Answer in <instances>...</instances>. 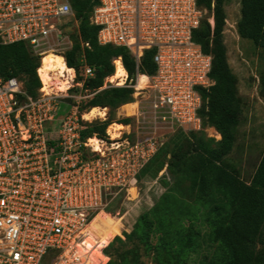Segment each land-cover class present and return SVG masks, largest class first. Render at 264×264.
<instances>
[{
    "label": "built area",
    "instance_id": "obj_1",
    "mask_svg": "<svg viewBox=\"0 0 264 264\" xmlns=\"http://www.w3.org/2000/svg\"><path fill=\"white\" fill-rule=\"evenodd\" d=\"M98 2L90 16L98 44L126 48L136 69L145 51L154 52L155 72L145 75L151 108L184 132L211 128H203L198 110L199 90L214 84L212 56L192 38L207 11L196 0ZM65 17L77 25L70 0H0V44L23 42L40 58L35 97L18 79L0 76V264H107L111 239L98 232L95 219L110 217V201L134 188L159 148L156 140L124 130L112 137V123L104 135L82 138L97 116L86 118L92 108L80 110L86 96L72 92L82 87L76 70L41 67L42 48L61 34L52 20ZM208 21L213 27V17ZM92 75L85 65L84 76ZM109 79L102 88L116 86ZM121 86L136 90L127 72Z\"/></svg>",
    "mask_w": 264,
    "mask_h": 264
},
{
    "label": "trees",
    "instance_id": "obj_2",
    "mask_svg": "<svg viewBox=\"0 0 264 264\" xmlns=\"http://www.w3.org/2000/svg\"><path fill=\"white\" fill-rule=\"evenodd\" d=\"M70 2L74 18L78 22V38L72 47L64 52V57L66 66L76 70V82L82 84L81 89L74 88L72 92L86 96L80 101V110L96 107L114 110L132 103L133 88L127 86L102 88L105 79L114 74L117 77L116 83L121 85L125 81V72L129 82L137 71L141 75H152L155 72L153 50L143 53L136 69L135 59L126 48L98 44L99 27L90 21L92 11L99 3L98 0ZM225 2L226 0H196L197 6L205 9L213 17V27L205 15L199 28L192 35L193 41L212 56L210 78L214 82L211 87L199 90L202 106L198 110V115L203 128L213 127L220 134V139H211L215 142L214 147L201 141L194 145L188 140L177 149L178 151L172 153L167 163V170L173 177L188 182L185 191L190 199L186 201L191 203L193 196L200 198L208 233L201 235L190 229L183 236L161 235L157 236L153 245L151 240L154 225L160 219L153 221L152 214L157 211L159 205H162L160 201L149 212L137 218L132 231L125 235V242L118 237L113 240L121 243L122 247L131 241L145 243L154 250L158 264L167 263L163 257L171 259L172 263L168 264H184L186 252L194 250L195 241L199 243L202 240L220 247L224 254L222 264H264V151L248 182L229 168L224 159L235 142L237 126L242 115L237 79L228 65L223 42ZM237 32L240 37L250 40L264 50V0H240ZM117 58H121V61L116 60ZM39 62V56L23 42L0 44V76L5 80L13 77L18 79L23 83L26 94L32 97L37 96V89L40 86L36 74ZM85 65L93 69L92 76H84ZM261 82L264 85V76ZM123 121L124 124L128 122ZM110 123L108 120H101L87 124L81 131L82 138L93 134L104 135ZM150 169L149 161L140 174L150 176ZM156 170L159 171L157 168ZM131 195L135 197L136 191ZM166 198L167 195L163 196V203ZM119 227L118 225L117 229L115 227L109 229L107 239L120 234ZM161 250H165L164 254ZM105 252L110 258L107 264H138L136 256H133L134 260H129V255L133 254V251L127 249L117 251L114 242L109 244Z\"/></svg>",
    "mask_w": 264,
    "mask_h": 264
},
{
    "label": "rangeland",
    "instance_id": "obj_3",
    "mask_svg": "<svg viewBox=\"0 0 264 264\" xmlns=\"http://www.w3.org/2000/svg\"><path fill=\"white\" fill-rule=\"evenodd\" d=\"M224 12L226 19L222 33L223 42L226 47L228 65L237 79V93L242 112L235 142L224 159L229 168L233 169L242 180L248 182L264 151V85L261 82L264 76V50L250 40L240 37L237 32L240 0H226ZM210 15L209 12L206 13L209 19ZM52 22L56 24L61 34L58 37L52 36L49 44L44 45L42 49L47 50L44 53L53 52L64 55V52L69 50L78 38V22L76 25L71 17H65L60 22L54 19ZM48 47L52 50H48ZM130 82L136 87V75ZM132 97V103L117 109L104 108L106 115L103 118L97 116V119L93 121L108 120L112 124L116 123L109 128L110 130L112 128L118 132L124 130L133 135L134 139L149 137L159 144L158 150L150 158V176L139 174L134 190L117 196L107 206L106 210L110 218L116 220L109 229L112 227L117 229V226H120V234L110 239L114 242L117 251L127 249L135 253V255L134 253L129 255V260H134L133 256H136L138 264H158L154 250L145 243L138 240L131 241L127 242V246L122 247L121 243L113 240L118 237L125 242V235L132 231L137 218L149 212L160 201L162 205H159L157 211L152 214L153 221L160 219L154 225L155 230L151 240L153 245L157 236L161 235L183 236L190 229H194L201 235L208 233L204 224V207L200 198L193 196L191 203L186 201L190 199L185 191L188 182L179 181L173 177L167 170V163L172 153L178 151L177 149L188 140L194 145L201 141L214 147L215 142L211 139L219 140L220 137L214 133L213 127L205 132L193 134L181 132L176 125L151 108L152 91L148 86L139 90L137 87L136 90L133 89ZM123 120L128 122L124 124ZM135 191L136 196L132 197L131 193L135 194ZM166 195L168 198L163 203V196ZM194 246V250L186 252L184 264H222L224 254L218 245L202 240L199 243L195 241ZM161 251L164 254L165 250ZM115 259L118 258L115 257ZM163 260L167 262L166 264L171 262V259L167 257H163Z\"/></svg>",
    "mask_w": 264,
    "mask_h": 264
},
{
    "label": "bare ground",
    "instance_id": "obj_4",
    "mask_svg": "<svg viewBox=\"0 0 264 264\" xmlns=\"http://www.w3.org/2000/svg\"><path fill=\"white\" fill-rule=\"evenodd\" d=\"M119 65V64H118ZM41 67L44 70H52L54 72H58L60 74H63L68 70V67L65 65L64 60L61 55L55 54L53 52H47L44 53L42 56V62H41ZM124 70V68H123ZM125 72V70H124ZM126 76V72H125ZM110 82L116 83V75H111L110 77ZM125 83V81H124ZM147 84V77L145 75H138L137 77V82H136V87L137 89H142L146 86ZM123 85V84H122ZM99 116L100 118H103L106 115V109L104 108H92L90 113L86 116V118H90L91 116ZM116 123L112 124L115 125ZM111 125V126H112ZM110 126V127H111ZM109 127V128H110ZM108 128V132L112 137H117L120 134V131H115L112 128L111 130ZM134 190L131 189L130 191L132 192ZM107 216V217H106ZM116 220H113L109 217V215L105 213H101L99 216L96 217L95 219V227L98 230L99 233L102 234L103 238L106 240L107 239V234H108V229L112 224L115 223Z\"/></svg>",
    "mask_w": 264,
    "mask_h": 264
}]
</instances>
